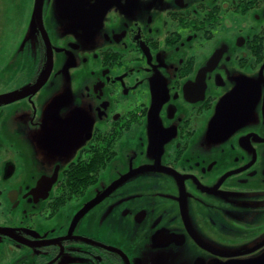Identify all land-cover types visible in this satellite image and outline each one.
Masks as SVG:
<instances>
[{"label": "flooded vegetation", "instance_id": "obj_1", "mask_svg": "<svg viewBox=\"0 0 264 264\" xmlns=\"http://www.w3.org/2000/svg\"><path fill=\"white\" fill-rule=\"evenodd\" d=\"M0 264H264V0H0Z\"/></svg>", "mask_w": 264, "mask_h": 264}, {"label": "rangeland", "instance_id": "obj_2", "mask_svg": "<svg viewBox=\"0 0 264 264\" xmlns=\"http://www.w3.org/2000/svg\"><path fill=\"white\" fill-rule=\"evenodd\" d=\"M147 133V130H145V134ZM119 149V153L118 155H116L115 159H113L112 161H110L107 165V167L101 172V181L98 185H104V186H110V182L112 180H110V177H114V176H119L121 174V168L122 165L125 164V166L128 168L130 166V162H129V158L126 161L124 160V156L127 155L129 152L127 148H122L121 145L118 146ZM127 150V151H124ZM133 154H137V152H132ZM78 153H70V155H68L67 157H56L53 159H47V160H43L44 162L41 164L43 166H47L50 163H54L56 161H59L62 163V167H66L68 165V163L72 160H75L77 158ZM134 161V159H133ZM114 180V179H113ZM96 184V186H97ZM105 210V209H104ZM103 210V212H104ZM102 212V213H103ZM110 212V211H109ZM107 213H103V215H106Z\"/></svg>", "mask_w": 264, "mask_h": 264}, {"label": "trees", "instance_id": "obj_3", "mask_svg": "<svg viewBox=\"0 0 264 264\" xmlns=\"http://www.w3.org/2000/svg\"><path fill=\"white\" fill-rule=\"evenodd\" d=\"M105 160L102 163L95 164L94 162L88 161L86 162L84 159H78L77 161L73 162L70 165V169L68 170L70 173H77V181L81 180V173H85L84 181L86 185H88L92 181V168L96 167L95 169H101V167L105 166ZM99 170L95 173L94 178L99 174Z\"/></svg>", "mask_w": 264, "mask_h": 264}, {"label": "water", "instance_id": "obj_4", "mask_svg": "<svg viewBox=\"0 0 264 264\" xmlns=\"http://www.w3.org/2000/svg\"><path fill=\"white\" fill-rule=\"evenodd\" d=\"M40 18H41V16H40ZM41 20V19H40Z\"/></svg>", "mask_w": 264, "mask_h": 264}]
</instances>
